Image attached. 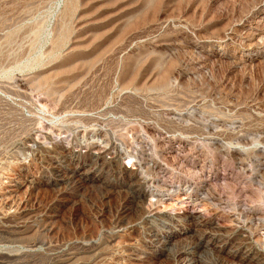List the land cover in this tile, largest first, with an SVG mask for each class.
Instances as JSON below:
<instances>
[{
	"label": "rangeland",
	"instance_id": "374dc122",
	"mask_svg": "<svg viewBox=\"0 0 264 264\" xmlns=\"http://www.w3.org/2000/svg\"><path fill=\"white\" fill-rule=\"evenodd\" d=\"M0 264H264V0H0Z\"/></svg>",
	"mask_w": 264,
	"mask_h": 264
},
{
	"label": "bare ground",
	"instance_id": "6f19581e",
	"mask_svg": "<svg viewBox=\"0 0 264 264\" xmlns=\"http://www.w3.org/2000/svg\"><path fill=\"white\" fill-rule=\"evenodd\" d=\"M156 135V134H155ZM163 176V175H162ZM165 192V191H164Z\"/></svg>",
	"mask_w": 264,
	"mask_h": 264
}]
</instances>
